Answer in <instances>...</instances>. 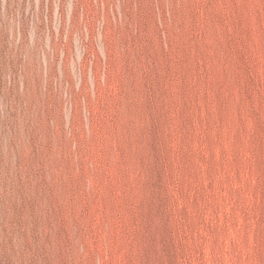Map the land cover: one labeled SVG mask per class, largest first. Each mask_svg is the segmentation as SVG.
I'll list each match as a JSON object with an SVG mask.
<instances>
[{"label": "rangeland", "instance_id": "1", "mask_svg": "<svg viewBox=\"0 0 264 264\" xmlns=\"http://www.w3.org/2000/svg\"><path fill=\"white\" fill-rule=\"evenodd\" d=\"M0 264H264V0H0Z\"/></svg>", "mask_w": 264, "mask_h": 264}]
</instances>
